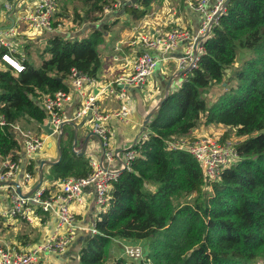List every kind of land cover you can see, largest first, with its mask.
Returning a JSON list of instances; mask_svg holds the SVG:
<instances>
[{
  "label": "trees",
  "instance_id": "1",
  "mask_svg": "<svg viewBox=\"0 0 264 264\" xmlns=\"http://www.w3.org/2000/svg\"><path fill=\"white\" fill-rule=\"evenodd\" d=\"M81 1L89 21L100 17L108 3ZM134 1L137 8L125 5L120 13L140 20L159 0ZM103 42L98 29L78 40L53 36L40 54L39 68L23 61L22 73L0 70L5 122L42 125L46 116L37 105L41 97L67 92L72 71L96 78ZM202 47L196 68L162 100L147 122L145 138L135 143L132 168L113 184L108 206L95 221L97 233L83 239L79 264H108L114 239L145 240L146 247L143 260L119 258L112 264H251L264 257V0H230ZM238 49L249 51L251 58L231 72ZM224 81L226 88L220 87L222 94L212 102L207 90ZM202 124L224 127L222 141L230 130L239 138L236 161L210 190L204 189L199 163L187 151L166 146ZM20 151L9 126L0 127V157L16 160L13 154ZM61 153L50 168L52 180L87 175L82 157ZM33 167L26 171L32 174Z\"/></svg>",
  "mask_w": 264,
  "mask_h": 264
},
{
  "label": "built area",
  "instance_id": "2",
  "mask_svg": "<svg viewBox=\"0 0 264 264\" xmlns=\"http://www.w3.org/2000/svg\"><path fill=\"white\" fill-rule=\"evenodd\" d=\"M18 1L0 0V3L5 2L4 7L11 11L13 9L12 3ZM129 1L131 3L132 0ZM225 1L196 0L191 3L190 8L202 16L200 27L194 35L181 28H169L168 31L164 32L157 30L153 36H135L129 43L135 48L138 47L139 53L132 62L131 71L108 83L100 84L95 89L96 94L86 96L83 92L85 87L97 85L95 78L72 71L67 79V92L57 91L52 95L41 97L38 104L54 134L49 136H61L65 124H70L87 115L90 116V130L98 140L102 156L100 159L89 160L90 170L86 176L60 180V186L53 192L39 186L29 196L23 194L16 178L18 176L19 179L22 173V182L25 184L30 182L32 174L25 171L24 168L25 166H34V158L42 150L45 141L41 136L33 134L30 130H24L16 123L7 124L3 115L0 114V127L9 126L12 136L22 145L26 159L22 163L19 158L12 160L10 157H6L0 162V186L9 190L10 202L8 209H4L0 202V217L21 218L28 224L34 225L41 220L40 211L42 214L52 216L57 220V226L52 234L45 241L31 248L19 250L0 246V264H39L41 261H46L44 264H49L47 262L49 254L63 255L79 228L76 219L77 211L72 204L74 203L78 208H85L84 190L89 186H92L94 192L97 215L88 228L79 229L88 230L90 235L97 233L94 227L95 221L99 220V215L108 206L109 192L113 184L118 181L123 172L131 170L136 158V151L133 148L135 144L118 148L113 143L114 132L110 121L127 119L128 109L122 107L118 111L107 113L102 111L98 97L103 96L119 102L127 100V90L129 88H143L147 79L155 73L160 61L164 60V55L174 52L180 43H184L186 46L183 55L177 59L181 71L180 75L184 79L187 72L196 68L199 58L204 52L202 41L211 33L220 15L225 11ZM35 3L34 11L23 17V21L30 30L54 32L56 29L53 28V17L57 8L56 0H36ZM127 3L128 0H108L104 7V13L119 11ZM131 4L137 7L134 0ZM12 32L9 30L4 35L8 33V36H12ZM16 47V43L8 42L0 37V69L6 67L14 74L24 71L22 62L13 56ZM142 48L147 51L141 50ZM155 53H161L162 56L159 57ZM71 92L81 96L82 102L76 108L73 116H68L66 110L73 102ZM160 101L162 100H157L154 108L146 112V116L157 110ZM140 138H145L144 132ZM235 145V143L225 140L220 142L213 135H206L197 139L173 138L166 142L168 150L187 151L199 163L204 174L205 190H210L211 185L219 180L222 171L236 161ZM124 254L132 261L143 260V254L139 248H127ZM251 264H264V260H257Z\"/></svg>",
  "mask_w": 264,
  "mask_h": 264
},
{
  "label": "crops",
  "instance_id": "3",
  "mask_svg": "<svg viewBox=\"0 0 264 264\" xmlns=\"http://www.w3.org/2000/svg\"><path fill=\"white\" fill-rule=\"evenodd\" d=\"M196 0H159L153 2L147 10V14L140 20H133L130 16L120 17L121 10L118 12H111L110 14L102 13L98 15L93 21L87 20L83 15L76 19L74 24L72 21L59 23V28L52 33L48 32H36L30 30L26 23L23 21V17L31 13L35 9L36 0H19L13 2L11 11H8L4 4L0 3V37L6 41L17 44L16 51L13 56L20 62L27 61L31 64L34 62L33 58H38V66L42 63L40 54L47 45L48 40L53 36H60L71 40H78L82 37L88 36L92 29H98L102 32L104 42L99 45L98 52L100 56V68L96 74L97 85L92 87H85L84 94H96V87L100 84L108 83L114 80L120 75H126L131 71L132 62L135 60L139 53L138 47L130 45L129 41L135 36H153L157 30L168 31L169 28H181L188 31L191 35H194L199 27L202 16L194 12L190 5ZM105 7V6H104ZM114 16V17H112ZM66 17V16H65ZM121 18L123 23L128 24V21L132 22L130 26H124L123 23L115 24L117 18ZM117 22V21H116ZM65 28L66 31H65ZM12 30V36H8L7 31ZM186 46L184 43H180L178 48L172 52L164 55V60H161L155 73L152 75L150 82H148L145 95L141 93V89L127 90L128 99L119 102L115 99H108L103 96L98 97V102L102 111L112 113L120 110L122 107H126L129 111L128 118L125 120L113 119L110 124L113 128L114 136L113 143L118 148H125L131 146L141 139L143 123L146 118V112L151 111L154 108L155 103L159 99H163L172 90L179 88L183 76L180 75L177 59H179ZM141 50L147 51L142 48ZM152 52V51H150ZM161 57V53H155ZM48 58V56H46ZM0 70H10L8 68H1ZM13 75V72H11ZM170 85V86H169ZM169 86L168 90L167 87ZM71 91V89H69ZM72 94V104L67 108L66 113L68 116H73L76 108L81 104V96L75 92ZM38 104V103H37ZM47 119L42 125L47 123ZM77 122V123H75ZM91 118L89 115L82 119L74 120L70 124L65 126L72 127L74 132V138L70 144V152L75 153L77 156L87 159L86 166L87 172L90 168L88 165L91 156H97L95 159H100L102 151L100 145L95 136L92 134L90 126ZM23 123H28L35 129H26L22 126ZM24 130H30L38 136L44 139V145L42 150L34 158V167L32 178L27 184L22 182V173L16 178L21 192L25 195L32 193L35 187H44L49 192L59 187V179L52 180L49 176V171L52 165L58 163L62 157L60 150V144H57L58 155L55 152L54 145L50 139L53 136H49L46 131L42 129V125H38L32 121L21 120L16 122ZM214 125H200L194 129L189 136L190 139H197L213 133L215 129H212ZM217 128H223L222 126H216ZM62 129V135H63ZM222 129V130H223ZM213 130V131H212ZM41 132V134H40ZM92 137V138H91ZM188 138V137H186ZM61 143V141H60ZM55 144V143H54ZM48 150L49 152H47ZM101 151V152H100ZM41 152L46 153L45 160L41 158ZM17 158L21 159L22 163L25 162L24 151L21 145V151L13 154ZM5 159L0 157V162ZM94 160V159H92ZM84 161V160H83ZM42 162H49L53 164H41ZM41 164V165H40ZM24 168V165L22 166ZM26 167L24 170L26 171ZM86 172V169H85ZM41 175V179H40ZM76 178V177H73ZM86 197L85 209L78 210L76 219L79 228H88L96 217L97 208L94 201V192L92 188L84 190ZM0 202L4 209L10 207L9 202V190L0 186ZM41 220L34 225L28 224L21 218H4L0 217V246H7L19 250H26L35 246L36 243L45 241L57 226V220L49 215L42 214L39 211ZM23 226L27 228H35L41 226V232H34L25 230ZM77 229L74 239L67 251L63 255L49 254L47 262L49 264H79L78 251L83 244V239H88L91 235L88 230ZM25 232V233H24ZM116 240V239H114ZM113 240V241H114ZM144 240L135 241L143 242ZM46 261H41L39 264H44Z\"/></svg>",
  "mask_w": 264,
  "mask_h": 264
},
{
  "label": "rangeland",
  "instance_id": "4",
  "mask_svg": "<svg viewBox=\"0 0 264 264\" xmlns=\"http://www.w3.org/2000/svg\"><path fill=\"white\" fill-rule=\"evenodd\" d=\"M132 1H131V3H132ZM131 3L128 0L127 5L128 6H133ZM133 7L137 8L135 6H133ZM76 11H77V13H79L80 15H83V16H84V13L86 12V8L84 7V5H83L81 0H57V8H56V12H55L54 17H53V28L58 29L59 28L58 26H59V23H60L61 20H63L64 23L72 21L75 24L76 23V19H75L76 18V16H75V14H76L75 12ZM114 12H118V11H114ZM102 13H104V8H103V12ZM108 14H110V13H108ZM119 16L120 17H124L125 15L119 14ZM126 16H128V15H126ZM112 17H114V16H112ZM120 17L117 18V19H113V20H115V24L123 23L122 19ZM128 18H130V17L128 16ZM123 25L124 26H129V25L131 26L132 22L128 21L127 25H126V23H123ZM66 29L67 28H65V31H66ZM38 58H33L34 62H31V65L34 66L35 68H39L40 67V65L38 66ZM250 58H251V53L249 51L238 49L235 63H234V65L231 66L230 71L233 72L236 69H240L241 67H243V65L246 64V62ZM40 59H41V57H40ZM150 80H151V77L147 79V82H146L144 88L141 90V93L143 95H145V93H146L148 82H150ZM224 80L226 82H228L229 74L225 76ZM225 81L222 82L219 85H215V88L211 87V88H209L207 90L206 94H207V96L209 97V99L212 102L217 100L218 97L222 94L221 93V89H219V88L220 87L223 88V89L226 88V82ZM75 123H77V122H75ZM22 126L24 128H26V129H35L34 127H31L28 123H23ZM89 128L91 129V123H90ZM212 129H215V130L214 131L212 130L213 133H208V135L209 136L213 135L215 138H217V140H219L220 142H223L222 141V137L225 134L226 129H223V128H220V127L217 128L216 126H213ZM33 134H35V133H33ZM40 134H41V132H40ZM227 134L229 135V137L225 141H229L231 143H235L236 144V142L239 140V138L235 135V131L234 130H230V131L227 132ZM94 138H95V140H97L96 137H94ZM73 139H74V132L72 131V127L65 126L64 129H63V135H61L60 150H62V152L65 151L66 153L70 154V144L72 143ZM50 141H52V143L54 145L55 152L58 155L59 151H57V148H56L57 144H58V136H53L52 139H50ZM46 151L49 152L48 150H46ZM46 155H47L46 153L41 152V158H42L43 161L46 159L45 158ZM59 155H60V153H59ZM63 155H66V154L64 153ZM98 155H99V153H98ZM98 155L91 156L92 157L91 159L97 158ZM83 160L81 159V163L86 164L87 159H83ZM70 178H73V177H70ZM153 188H154V186H151L150 189L154 190ZM72 205L74 206V208H75V210L77 212H78V210L85 209V208H78L74 203ZM94 218H96V217L94 216ZM23 228L26 231L27 230H29V231L31 230V231L38 232V233L41 232V226H37L35 228H32V227L31 228H27V227L23 226ZM39 243L40 242H38L36 244H39ZM112 243L113 244L111 245L110 251L107 254V257H108L107 258V263L108 264L114 263V261H116L119 258H122V259H125L126 261L131 262L132 260L129 259L126 256V254H124L126 249L127 248H139V249H141L142 254H143V250L146 247V241L145 240L143 242L138 243V242H132V241L116 239ZM260 259L264 260V257H262ZM133 261H135V260H133Z\"/></svg>",
  "mask_w": 264,
  "mask_h": 264
},
{
  "label": "water",
  "instance_id": "5",
  "mask_svg": "<svg viewBox=\"0 0 264 264\" xmlns=\"http://www.w3.org/2000/svg\"><path fill=\"white\" fill-rule=\"evenodd\" d=\"M229 2H230V0H226V1H225V3H224V7H225V8H226V6L229 4ZM169 86H170V85H169ZM169 86L167 87L166 90H168ZM166 96H167V95H166ZM166 96H165L162 100H164V99L166 98ZM161 102H162V101H160V104H161ZM160 104H159V105H160ZM37 105L39 106V104H37ZM153 113H154V112H152V114H153ZM152 114H151V115H152ZM151 115L146 116V118H145V120H144V123H143L142 132L145 131V129H146V125H147V122L149 121ZM42 129H43L44 131H46L48 134H50V135H54L52 129L50 128V124H49V122H47L45 125H42ZM74 138H76V137H74ZM60 141H61V136H58V145L60 144ZM41 164L43 165V164H53V163L42 162ZM41 164H40V165H41ZM40 179H41V175H40ZM40 183H41V181L39 182V184H40ZM39 184L35 187V189H34L33 191H35V190L39 187ZM88 188H92V186H89ZM30 194H31V192L28 193L26 196H29Z\"/></svg>",
  "mask_w": 264,
  "mask_h": 264
}]
</instances>
